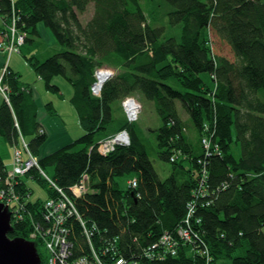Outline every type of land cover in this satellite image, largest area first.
Listing matches in <instances>:
<instances>
[{
    "label": "trees",
    "instance_id": "1",
    "mask_svg": "<svg viewBox=\"0 0 264 264\" xmlns=\"http://www.w3.org/2000/svg\"><path fill=\"white\" fill-rule=\"evenodd\" d=\"M164 2L167 24L179 26L171 35L163 25L147 23L139 0H0L4 33L9 22L6 16L14 11L16 26L25 33L24 43L41 22L63 48L44 60L27 57L34 73L48 89L58 92L49 82L57 74L74 88L70 103L83 133L39 156V167L46 172L44 167L51 165V179L67 193L83 173L88 175L90 191L76 198V208L104 237H116L127 258L137 257L141 247L156 241L162 230L174 229L192 202L194 217L201 219L193 222L199 236L196 241L200 245L201 238L208 246L212 264H264V0ZM89 3L94 10L83 23L79 14ZM209 32L230 46L235 59L214 53ZM110 65L120 72L94 96L90 85L95 69ZM3 74L8 101L0 104V136L10 145L17 140L22 144L20 128L24 139L28 138L26 148L38 156L48 136L39 130L42 126L31 89L24 87L18 73L6 68ZM202 74L212 83H206ZM212 90L213 97L209 95ZM129 94L151 101L161 120V125L149 130L154 134L156 157L170 164L164 179L147 152L150 139L139 131L137 122L113 112V103ZM176 98L186 120L179 114ZM123 128L130 134V145L100 155L101 133ZM202 137L219 145L206 159V188L193 176V170L199 169L196 160L204 154ZM234 142L239 145L238 157L232 153ZM173 153L175 158L170 160ZM1 168L7 169L0 158ZM125 175L137 177L133 191L127 185L121 189L115 181ZM22 177H17L15 189L37 218L43 200L25 198L29 189ZM27 179L39 180L32 175ZM0 188H6L3 180ZM201 190L207 191L199 195ZM13 227L10 237L28 239L27 222ZM75 231L74 241L88 249L77 227ZM35 243L38 249L41 243ZM190 249L182 244L176 256L146 262L202 263L203 258ZM40 258L43 264L41 254Z\"/></svg>",
    "mask_w": 264,
    "mask_h": 264
},
{
    "label": "built area",
    "instance_id": "2",
    "mask_svg": "<svg viewBox=\"0 0 264 264\" xmlns=\"http://www.w3.org/2000/svg\"><path fill=\"white\" fill-rule=\"evenodd\" d=\"M16 23L17 18L13 14L6 25L5 34L8 37L11 35L13 38L15 30H17ZM24 38V32L17 34L16 41H18L19 45L24 44ZM12 41L13 39L10 42ZM1 45L2 43H0ZM6 47H9V53L19 50L14 42L7 43ZM101 71H105V75L99 79ZM95 72V79L90 85V91H92L93 95L99 96L103 82L110 79L114 72L112 69L102 66H99ZM0 92L4 99L8 101V96L6 95L7 86L1 84V79ZM122 107L126 120L134 123L141 113L142 105L134 95H126L122 99ZM124 135L125 137L123 138ZM21 140L23 149L19 146L14 147L10 168L6 170L4 168L0 169V180H3L6 185V188H0V202L10 212V223L27 222L30 226L28 240L38 241L42 247L44 246L46 256L42 258L43 264H147L146 261L163 260L166 257L176 256L182 244L191 247L192 254H197V257L203 258L200 264H212L208 246L201 238L200 245L196 241L199 236L197 229L193 226V222L198 224L201 219L194 217L196 206L192 202L187 204L185 217L174 229L162 230L156 241L141 247L137 257H125L117 245L116 237L112 239L104 237L97 225L92 221L86 220V218L84 219L76 208V198L82 197L83 194L90 191L89 177L86 173H83L81 179L69 187V193L56 186L52 180L51 182L57 195L43 200L38 217L35 218V213L29 212L28 207L25 208L26 201L22 199L20 193L17 195L15 191V186L19 183L17 180L19 175L22 176L23 173L29 170V167L40 169L38 159L26 148L24 139L21 138ZM201 140L204 154L196 160L199 169L193 170V176L199 184H204L205 186L208 178V173L206 172L207 156L213 151H218L219 145L212 143L210 137H202ZM129 142V133L126 128H123L114 132L113 136L100 140L97 143V151L101 155H107L114 152L118 146L130 145ZM24 152L26 154L25 158H23ZM40 171L43 173L41 169ZM126 183L133 191L137 188L138 179L135 176L130 177ZM206 191H198V194H205ZM28 197L29 194L27 193L25 198L28 199ZM76 222L78 226H76ZM76 227L88 242V249H85L81 242L77 243L74 241L73 238L77 235ZM95 238L96 241L94 240Z\"/></svg>",
    "mask_w": 264,
    "mask_h": 264
},
{
    "label": "rangeland",
    "instance_id": "3",
    "mask_svg": "<svg viewBox=\"0 0 264 264\" xmlns=\"http://www.w3.org/2000/svg\"><path fill=\"white\" fill-rule=\"evenodd\" d=\"M139 3L143 7V10L145 12L144 14L146 15V18H147V23H149L152 20L150 23L153 25H158V26L163 25L166 29L165 31L167 32V35L168 34L171 35L173 33L178 32L179 26H170L169 24H167V16L164 13H166V11L168 10V6L164 2V0H139ZM89 4L90 5H87L88 7L86 8V11L82 14H79V17L83 23H85L87 21V19L90 18V15L94 10V6H92L93 4L92 3H89ZM38 25H40L42 27L45 26V25H43V23H38ZM20 32H23V31L18 29V27H17V30H15L13 38L11 35H10V37H8L6 34H3V38L0 41L2 43V45H1L2 47L0 46V50H3L5 52L9 53V47H6V45H7V43H12V42L17 44V48L19 49V47L21 45H19L18 41H16V36ZM166 37H168V36H166ZM29 38L33 39L32 41H34V42L25 41L26 43L23 47L24 55H21L17 52H14L10 56V58L8 59V62H7L8 64L10 63V65L14 66V63L15 64L21 63V64H23V65L25 64V66L29 67L28 62H26L27 61L26 58L27 57L28 58L32 57L34 59L37 58L32 53H35L39 49L43 50L44 49V43L41 42V40H39L35 34H30ZM11 39H13L12 42H10ZM209 44L212 46L214 53L217 51V52L224 54L226 56L228 55L232 59H235L234 53H232L230 46L227 43H224L221 39H219L216 34L210 33ZM60 48H61V50L63 49L61 46H60ZM4 59L6 60L7 58H4ZM110 66H109L110 68L108 66H102V67L112 69L114 74L115 73L118 74L120 72V70L117 69V67L112 66V65H110ZM2 69L3 68L0 69V73L2 72ZM96 69H95V71H96ZM95 73L96 72H94V76H95ZM201 76L203 77V79L205 80L206 83H208V84L212 83L207 74L206 75L202 74ZM133 95L140 101V103H142L141 104L142 105L141 113H140L138 119L135 120L134 122H137L136 124H137V127L139 128V131L143 132V134L146 135L150 139V142H152L150 144V147L148 146L147 152L149 153L151 163H153V166H154L156 173L159 174L161 179H164L169 174L170 164L168 162L165 163L162 160H160L158 157H156V154L154 153V150H155L154 143L155 142H153V135L154 134L152 132H150V130H149V129H155L156 127L161 125V120L159 119V116H158L156 110H153L150 108L151 106H149V104L151 105V103L145 102V104H143V101H141L136 94H133ZM209 95L213 97L214 90H212ZM0 98L2 101L3 96L1 94V92H0ZM123 98H124V96L122 97V99ZM122 99L120 101H118L119 102L118 110H119V112H122V114H123L124 111H123V107H122ZM177 102H179V101H177ZM178 104H180L177 108L180 112L179 114H180L182 119L186 120L187 114L184 111L185 109H183L181 103H178ZM115 112L118 113L116 109H115ZM123 116H125V114ZM123 116H119V117L123 118ZM39 130L41 131V129H39ZM120 130H122V129H118L115 132L120 131ZM17 132L19 133V137H21L20 128L17 129ZM101 134L104 135L103 138H107V137L113 136L114 132L111 134V132L109 130H107ZM234 136H235V129L232 126V137L234 138ZM2 139L3 138L0 136V149H1V152L3 154L7 155V152L10 153V151H11V146L9 144L4 143L2 141ZM25 139L28 141L27 137ZM1 143H3V144H1ZM19 146L21 147V144ZM231 149H232V153L235 157H238L240 155L239 145L236 144L235 142L231 144ZM175 154L174 153L171 154L169 159L170 160L174 159ZM23 155H25V156H23V158H25L26 157L25 152ZM32 155L39 160V158L36 155H34L33 153H32ZM46 155H48V154H45V156ZM4 159L7 161L8 159H10V156H7V158H4ZM38 165L40 166L39 162H38ZM32 168L33 167H29V170H27L22 175L25 176V178H29L32 175V177L33 176H35V178L38 177L39 180L29 179V185H28L29 190L26 191L25 195L27 196V193H28L29 194V200H33V201L36 199L45 200V199L55 197L57 195V193H56V191L52 185V182H51L52 181L51 177L53 175L54 168L51 165L46 166V167H44L46 170V172H45L42 168L39 167L43 171V173H41L40 169H38L40 174L35 173ZM128 176L129 175L115 177V181L117 182L118 186L123 190H126V187H127L126 182H127ZM78 181H76V182H78ZM50 191L52 192V194H50L51 193ZM16 193H17V195H19L20 191H16ZM186 211H187V209H186ZM262 231L264 233V226L262 228ZM37 250L41 254L42 258H44L46 256V254H45L46 251H45L44 246L42 247V245H40Z\"/></svg>",
    "mask_w": 264,
    "mask_h": 264
},
{
    "label": "crops",
    "instance_id": "4",
    "mask_svg": "<svg viewBox=\"0 0 264 264\" xmlns=\"http://www.w3.org/2000/svg\"><path fill=\"white\" fill-rule=\"evenodd\" d=\"M1 17L2 16H0V41L3 38V34H5L3 31L5 29V24L3 18ZM37 25L35 27L36 32L34 34L39 40H41V42L44 43V49L43 50L39 49L35 53H32L34 56L37 57L35 59L44 60L46 59V57L52 55L53 53H56V51H62L60 48L61 45L54 38L51 30L48 29L46 26L42 27L40 25L38 26ZM32 40L33 39L30 38L28 41L34 42ZM25 43L19 47L18 51H13L12 53H8L3 50H0V69L3 68L2 72L0 73V79H2V76L4 75L3 74L4 69L7 68V70L9 69L13 73L14 72L18 73L20 81L22 82V84L25 85L24 87H26V85L30 87L31 94L33 96V101L35 105H37V114H36L37 121H39V125L42 126L40 128L41 131H43V133H45L46 136H48L47 140L39 148V155L37 156L39 157L45 154H49L50 152L59 149L61 146L71 143V141L79 138L83 133V129L81 127V124H79L78 115L74 109V106L72 105V103H70V98L74 94L73 92L74 88L71 85V83L67 82L62 75L57 74L49 79V82L58 88V92H56L46 87V83H44V79L40 78V76L37 73H34L29 62H28L29 67L21 63L18 64L14 63V66L10 65V63L9 64L7 63L8 59L14 52L24 55L23 47ZM4 58L7 59L5 60ZM129 95L133 96V94H129ZM139 99L143 101V104H145V102L151 103V105L149 103L148 104L149 106H151L150 108L154 110V105L151 101L145 100L144 98L142 99L140 97ZM3 100L4 97L2 101L0 98V104L3 102ZM178 103H180V101L179 102L176 101L177 108L180 105ZM113 106L115 107L113 112H115V109L118 112V113L115 112L116 116L124 115V112L122 114V112H119L118 110L119 108L118 101L114 102ZM113 132H111V134ZM103 136H101V139L103 138ZM21 138L24 139L22 135L21 137H19V139ZM2 141L6 144H9L8 142H5L3 139ZM19 145H20L19 140H17L15 144L10 145L11 151L10 153L7 152V155L3 154L0 149V158L2 159L3 164L7 167V169L10 168L11 166V160H12L11 155L13 149L14 147ZM20 148L23 149L22 144ZM7 156H10V159L6 161L4 158H7ZM22 180H24L25 186L29 188L28 187L29 180L25 177H22Z\"/></svg>",
    "mask_w": 264,
    "mask_h": 264
},
{
    "label": "water",
    "instance_id": "5",
    "mask_svg": "<svg viewBox=\"0 0 264 264\" xmlns=\"http://www.w3.org/2000/svg\"><path fill=\"white\" fill-rule=\"evenodd\" d=\"M13 228L10 212L0 202V264H40L36 243L24 237H10Z\"/></svg>",
    "mask_w": 264,
    "mask_h": 264
},
{
    "label": "bare ground",
    "instance_id": "6",
    "mask_svg": "<svg viewBox=\"0 0 264 264\" xmlns=\"http://www.w3.org/2000/svg\"><path fill=\"white\" fill-rule=\"evenodd\" d=\"M13 14H15L14 11L11 12V16H6V20H7V19L9 20V19L12 17ZM104 75H105V71H101L100 74H99V79H101ZM107 80H108V79H107ZM107 80H106V81H107ZM106 81H104L103 84H104ZM103 84H102V86H103ZM102 86H101V89H102ZM101 89H100V90H101ZM94 96H95V95H94ZM175 101H180V99L176 98ZM124 114H125V113H124ZM127 132H128V131H127ZM124 137H125V135L123 136V138H124ZM129 138H130V134H129ZM129 143H130V142H129ZM118 147H122V146H118ZM99 154H100V153H99ZM100 155H101V154H100ZM103 155H104V154H103Z\"/></svg>",
    "mask_w": 264,
    "mask_h": 264
},
{
    "label": "clouds",
    "instance_id": "7",
    "mask_svg": "<svg viewBox=\"0 0 264 264\" xmlns=\"http://www.w3.org/2000/svg\"><path fill=\"white\" fill-rule=\"evenodd\" d=\"M13 225V224H12ZM35 242V241H34Z\"/></svg>",
    "mask_w": 264,
    "mask_h": 264
}]
</instances>
